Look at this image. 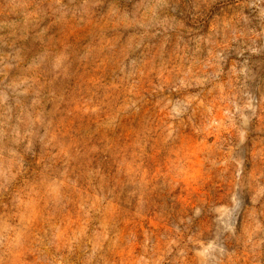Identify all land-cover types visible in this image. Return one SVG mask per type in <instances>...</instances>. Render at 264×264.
Masks as SVG:
<instances>
[{
  "label": "rangeland",
  "instance_id": "obj_1",
  "mask_svg": "<svg viewBox=\"0 0 264 264\" xmlns=\"http://www.w3.org/2000/svg\"><path fill=\"white\" fill-rule=\"evenodd\" d=\"M0 264H264V0H0Z\"/></svg>",
  "mask_w": 264,
  "mask_h": 264
}]
</instances>
